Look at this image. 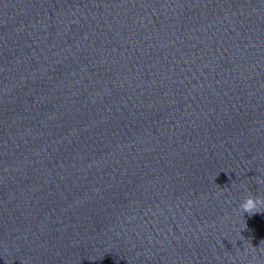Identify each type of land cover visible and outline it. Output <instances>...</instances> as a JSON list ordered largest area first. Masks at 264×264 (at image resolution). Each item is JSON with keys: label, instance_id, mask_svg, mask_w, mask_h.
Masks as SVG:
<instances>
[{"label": "water", "instance_id": "1", "mask_svg": "<svg viewBox=\"0 0 264 264\" xmlns=\"http://www.w3.org/2000/svg\"><path fill=\"white\" fill-rule=\"evenodd\" d=\"M86 0H0V126Z\"/></svg>", "mask_w": 264, "mask_h": 264}, {"label": "clouds", "instance_id": "2", "mask_svg": "<svg viewBox=\"0 0 264 264\" xmlns=\"http://www.w3.org/2000/svg\"><path fill=\"white\" fill-rule=\"evenodd\" d=\"M262 208H264V198L253 196L251 194L246 196L243 202L240 204L241 212L242 213L246 212L250 215L259 212ZM261 244L264 245V241H262ZM252 250L256 251V249H252ZM259 250L261 252H264V247H262Z\"/></svg>", "mask_w": 264, "mask_h": 264}]
</instances>
